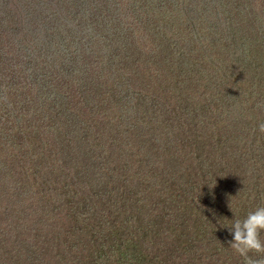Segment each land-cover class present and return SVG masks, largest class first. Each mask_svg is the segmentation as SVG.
<instances>
[{
  "label": "trees",
  "instance_id": "obj_1",
  "mask_svg": "<svg viewBox=\"0 0 264 264\" xmlns=\"http://www.w3.org/2000/svg\"><path fill=\"white\" fill-rule=\"evenodd\" d=\"M247 1L0 0V264H244L231 223L264 206Z\"/></svg>",
  "mask_w": 264,
  "mask_h": 264
},
{
  "label": "clouds",
  "instance_id": "obj_2",
  "mask_svg": "<svg viewBox=\"0 0 264 264\" xmlns=\"http://www.w3.org/2000/svg\"><path fill=\"white\" fill-rule=\"evenodd\" d=\"M264 108V105L258 106ZM257 131L264 134V122H259ZM264 206L249 211L243 219H234L229 229L231 239L227 242L244 264H264ZM255 254L257 258H253Z\"/></svg>",
  "mask_w": 264,
  "mask_h": 264
},
{
  "label": "rangeland",
  "instance_id": "obj_3",
  "mask_svg": "<svg viewBox=\"0 0 264 264\" xmlns=\"http://www.w3.org/2000/svg\"><path fill=\"white\" fill-rule=\"evenodd\" d=\"M248 2H249V0L246 2V4H248ZM212 3H213V1H212ZM245 4V5H246ZM1 6V5H0ZM247 7H248V5H246ZM8 9H11V10H15V8H16V6H14V5H8V7H7ZM123 9H125V10H128V6H123L122 7ZM154 8H155V6H153L150 10L152 11V15H153V13H154ZM0 9H3L2 7H0ZM138 11H139V14H140V16H143L144 14H145V12H147L146 11V6H145V3H140V8H138ZM228 12V9H227V7H223L222 6V4L220 5V7H219V14H218V17H221V18H223V17H225L226 18V21H230V20H232V19H234V18H236L238 15H237V13H236V10L233 8L232 9V13L231 14H227L226 16H225V14ZM260 24H263L264 23V21H261V22H259ZM29 31V27L25 30V32L27 33ZM143 44H144V42H142ZM25 61H28V62H30L28 65L25 63V66L24 67H28V68H24V70H26V74L25 73H20V76H32V74H33V70H34V68H35V66H36V63L35 62H33L32 63V61H33V59L32 60H29V59H25ZM40 61V60H39ZM35 77H39V76H35ZM11 79V81H13V80H15L17 77H15L14 75H13V73L11 72V74H10V77H8V79ZM12 85H17V83L16 82H13V83H11ZM220 108H224V105L222 104L221 106H220ZM253 115H254V113L252 112V111H250L249 113H248V118L250 119L249 121H250V123L247 125V127L251 124V118L253 117ZM260 116V115H259ZM240 144H242L241 145V147H240V150H244L245 148H246V146L243 144V143H240ZM23 188V187H22ZM34 218V217H33ZM263 236H264V233H263ZM26 244H28V245H30L31 247H36L37 246V243H36V240L35 239H33V238H30V239H28V241L26 242ZM208 248V247H207ZM209 249V248H208ZM45 252H46V254L48 255V256H50L51 257V261H53V262H56V258L53 256V254H52V251H51V249H45ZM205 255L209 258V256L211 257V254H210V252L209 251H206L205 252ZM210 259V258H209ZM202 260H205V259H202ZM214 263V262H213ZM204 264H208V259L205 261V263ZM215 264V263H214Z\"/></svg>",
  "mask_w": 264,
  "mask_h": 264
}]
</instances>
